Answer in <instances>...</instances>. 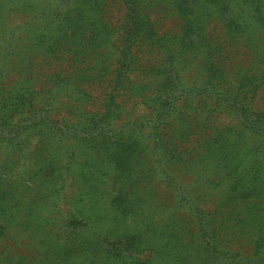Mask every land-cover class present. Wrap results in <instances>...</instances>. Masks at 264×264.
I'll return each mask as SVG.
<instances>
[{"label":"trees","instance_id":"16d2710c","mask_svg":"<svg viewBox=\"0 0 264 264\" xmlns=\"http://www.w3.org/2000/svg\"><path fill=\"white\" fill-rule=\"evenodd\" d=\"M230 1L120 0L123 16L112 23L108 0H74L64 20L69 32L47 46L52 51L49 59L67 65L53 72L37 66L35 74L13 86L0 77V141L19 149L20 134L46 125L48 120H39L40 115L56 108L59 99L71 97L77 120L72 125L63 121L66 128L55 122L57 127H49L57 151L67 154L74 144L66 149L64 142H73L95 157V165L112 168L118 186L125 189L118 202L124 210L132 205V215L143 211L162 224L157 233L172 248L171 264H264V0L240 1L253 15L246 28L231 15ZM166 3L180 18L176 38L159 35L155 17ZM168 45L178 49L159 53L151 64L142 63ZM240 50H247L254 59L251 65L257 66V96L226 80L231 55ZM196 54L203 58L202 72L184 81L179 60ZM136 90L145 91L161 109L155 110L151 122L115 126L122 112L120 99ZM207 98L226 102L223 113L235 114L241 130L218 129L213 112L200 113L201 101ZM20 110L36 114L15 122ZM241 149L262 158L255 176L247 170L252 165L242 166L235 157ZM57 151L49 161L51 179L64 187L73 175L74 155L62 165L55 160ZM226 170H233L234 183L227 184V191L219 190L225 197L211 207L209 191L193 188L204 180V185L218 186L216 180ZM161 176L171 194L169 204L153 193ZM0 236H6L4 231ZM238 240L251 244L249 255L238 249ZM5 255L3 250L0 260L8 258Z\"/></svg>","mask_w":264,"mask_h":264},{"label":"rangeland","instance_id":"374dc122","mask_svg":"<svg viewBox=\"0 0 264 264\" xmlns=\"http://www.w3.org/2000/svg\"><path fill=\"white\" fill-rule=\"evenodd\" d=\"M108 1L111 22L117 23L123 16V6L120 0ZM240 1H230L231 15L246 28L253 15ZM72 5L74 0H0V77L6 84L13 86L25 82L29 73H36L37 66L53 72L54 67L59 69L67 65L49 59L52 51L47 46L54 43V38L69 32V24L64 20L70 17ZM168 7L171 8L166 3L155 20L160 27V36L176 38L181 29L180 18L172 15ZM176 49L177 46L168 45L167 49L153 54V60L149 55L142 63L151 64L149 60L161 57L159 53H170ZM185 58L179 60L180 74L184 81L191 82L202 72L203 58H198V54ZM253 60L247 50L233 51L226 80L230 79L237 88L252 91L253 96H257L261 83L255 81L260 77L255 74L257 66L251 65ZM43 61L47 63L43 64ZM120 100L122 112L115 126L124 121L133 124L151 122L155 110L161 109L151 103V98L143 90H136L133 95L128 94ZM58 101L56 108L40 115L39 120H48L46 125L28 127L20 134L17 142L23 153H18L19 149L11 143L0 141V188L4 191L0 196V231L6 234L0 236V254L5 250L9 255L0 260V264H171L172 248L165 244L166 237L157 233L162 224L156 216L143 211L132 215V205L124 210L125 207L118 202L125 189L118 186L112 168L95 165V157L73 142H64L66 149L74 144L71 151L67 149V154L57 151L50 128H66L61 124L63 121L67 119L66 124L72 125L77 120L74 100L70 97V100ZM225 103L219 98L204 99L199 112H213L218 129L230 126L231 130H239L242 124L235 114L223 113ZM181 105L188 110L184 104ZM33 112L20 110L16 113L15 122L18 118L35 115ZM55 151L58 154L55 160L62 165L68 156L74 155L73 175L66 179L64 187L61 182L56 185L51 179L49 161ZM15 154H21L20 158ZM235 157L242 166L252 165L247 170H251L254 176L262 164V158L246 149H241ZM231 171L226 170L220 175L216 180L218 186L204 185V180L193 190L209 191L212 207L218 198L225 197L219 190L227 191V184L234 183ZM153 193L160 202H171V194L163 184L162 176L154 183ZM237 243L243 254L251 253L249 242L238 240ZM95 249L98 251L94 252ZM261 256L264 263V246Z\"/></svg>","mask_w":264,"mask_h":264}]
</instances>
